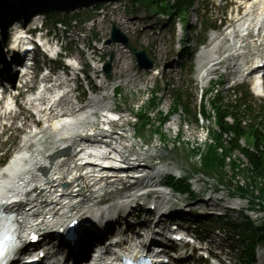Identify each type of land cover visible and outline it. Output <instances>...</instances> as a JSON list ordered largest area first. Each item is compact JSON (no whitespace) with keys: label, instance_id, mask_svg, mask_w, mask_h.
Segmentation results:
<instances>
[{"label":"rangeland","instance_id":"1","mask_svg":"<svg viewBox=\"0 0 264 264\" xmlns=\"http://www.w3.org/2000/svg\"><path fill=\"white\" fill-rule=\"evenodd\" d=\"M119 1H122V3L113 4L108 8V15L105 19L104 15L101 14L95 19V21L93 20V22H90L89 24L77 26L75 25V23H73L67 33H64L63 30L56 28L51 29L50 32L52 33V36H55L61 40L62 45H69L73 50V55H76L78 53V50H83L84 53L81 56V62L87 64V67L89 68L92 66H96L99 70H101L104 62L108 60L109 55H112L111 77L110 79H106V81L108 82V87L106 90L108 96L107 99H105V102H108L107 104L109 105V107L114 105L117 106L124 120L129 121L128 124H123L125 130L131 132V134L134 133L136 139L144 143L143 148H152L158 152H162L160 153V155H158V157L162 158L165 162L172 164L174 167L180 168L182 170H187V173L192 175L193 172H197L200 169V163L198 159L193 158V156H189V149L191 148V144L193 145V141H196V139L200 137L201 132L199 124L201 120L199 119V123H196L193 120L194 114L199 111V105L197 95L194 90V72L190 68V66L194 65V62L196 60L195 55L198 50V43L196 42V38L197 33L199 32V27L197 25V29L193 32V34H191L190 41L186 43V46H189L194 50V54H192V56L190 54H182L178 58L176 54V50L179 49L177 42L179 39L180 21L178 17L173 21H167L166 17L155 15L154 13L148 11L143 7L136 6L134 9H128L124 0ZM196 3V8L199 7L200 10H202V13L200 12V17H202V19L208 22H217L216 19L220 14V4L218 0H206L204 2L203 0H197ZM61 11L62 12L60 14L63 15L66 10ZM97 12L98 11H94L93 14L95 15L97 14ZM120 16L125 19L122 21L135 18V25H125V29L123 30V32L126 33L125 30L129 25L127 33L130 36L131 42L133 44L136 43L141 46H146L151 54L156 58L157 69L155 71L144 72L138 69L135 66L132 53H130L128 49L124 48L120 44H105V40L111 30V24L115 23L113 19H116L117 17V19H122ZM93 36L97 38V42L93 41ZM204 36L206 37V34ZM184 46L185 45H182L181 49ZM172 56L174 57L171 58ZM90 57H93V60ZM170 63L172 64V67L168 68L167 65ZM118 64L120 65L119 68L116 67ZM114 72L116 76L113 75ZM101 75L104 76L103 73H101ZM89 80L93 81V84H95L99 83L100 79L93 80V73L89 71ZM116 85L120 86V94H115L112 97L113 87ZM76 87L78 88V86ZM87 88L88 87L86 81H79V89L77 91V95L82 98L83 103H86L88 101V98L91 97L90 94L86 91ZM154 88L161 90V92L158 94L157 99L158 108L150 109V122L154 123V125L147 126L141 131H138L137 126L133 125L135 118L128 112L131 111V113L135 114V108L141 104L143 109L150 108L148 105V98L152 95V90ZM171 89H174L175 91L178 90L182 94L183 101L188 104L189 113L179 111L171 118V120L173 119V122L177 124L172 125V122L170 121L169 123L167 122L161 125L159 133L153 132L156 125H158L159 123V114H157V110L159 109L166 111L167 108L172 104ZM73 93L74 91L71 93L73 97H77V95ZM221 94L226 95L224 91L221 92ZM65 98L66 96H63V98L61 99L62 103L65 102ZM223 101L226 102L227 99L225 98ZM22 103L24 104V101ZM207 108L209 107L207 106ZM21 112V118L23 117V122L26 123L23 128H21L22 119L20 118V121L12 125L10 128L4 127L2 130L0 129V131H4V134L0 137V159L1 157H3L2 155L7 149L10 151V153L15 150L13 152L15 153L16 149L20 145L21 139H23L27 134H30L33 130L40 131L41 125L43 123H38L36 125V129H33L34 123H32L31 120H34V117H29L30 113L25 111V109H21ZM47 112V115H49L50 111ZM93 120L95 121V118L92 117V119L90 120L92 122L90 123H93ZM6 124H10V120L6 121ZM204 124H207L209 128L214 127L213 121L210 119L208 120V122L204 120ZM169 126L173 127L172 131H168ZM178 128L181 131L182 142L174 144L171 140V136L175 134ZM42 132L45 133L44 137L42 138V146L46 150L51 149L52 146H54V143L52 141L51 135L48 133V128L43 129ZM204 132L207 133V130L204 129ZM161 133L165 135L164 140L161 138ZM159 138L161 140L160 142L158 141ZM244 139L247 144H251L253 137L251 134L245 133ZM242 144H244L243 141ZM132 149L136 151L138 147H133ZM232 155L235 157H239L241 161L245 163V159L239 156V153L237 151ZM224 171L227 174V176L225 177L226 180L224 182L227 188L219 187L221 190L219 195L226 199V196L232 193V191L228 188H235L237 179L242 182L243 177L239 175L238 177H236L237 179H233L231 177V170L228 165L225 167ZM195 181H199L198 186L194 185L195 190H213L216 185L215 180L205 181L199 175H196L193 178V183H195ZM237 196L238 195L234 192L233 198L236 199ZM236 202L238 203V206ZM228 203H235V205L240 208L251 206L246 200H231ZM253 207L256 211L248 212L247 210H242L238 212H229L227 213V216H229L230 220L240 223L241 221L246 220V216L248 215L250 220L258 223L264 218V209L262 210L258 209V207ZM231 235L232 233L228 231L226 232L225 237L229 238L228 244L231 245V253L234 256V263L242 264L241 261L237 260V257L240 255V243L233 239L230 240ZM262 249L264 250V246H262V248L258 247L259 252L262 251ZM228 250L229 246H225L224 251Z\"/></svg>","mask_w":264,"mask_h":264},{"label":"bare ground","instance_id":"2","mask_svg":"<svg viewBox=\"0 0 264 264\" xmlns=\"http://www.w3.org/2000/svg\"><path fill=\"white\" fill-rule=\"evenodd\" d=\"M260 7V12L257 14L255 19V27L249 30V24L246 23L243 24V26H240L239 30L242 31V33H247L248 31L257 32L258 35L260 34L262 40L260 44H264V3H262ZM247 17L248 14L245 17H239V19L246 20ZM117 23L127 26L129 21L117 19ZM218 39L223 40V37L219 36ZM215 40L216 39H214V41ZM252 42L255 45V48H258L255 40ZM234 49L231 48L226 54V57H230L231 54L233 55ZM217 51H220V47H218ZM217 51H215L214 47H208L207 50L200 52V56L202 55L205 57L206 54H208V63L210 64V62L216 59L217 55L215 54ZM116 67L119 68L120 65L118 64ZM97 70L98 69L94 68V73H96ZM9 75H11V73H9ZM11 77L12 76L9 78ZM41 78L44 81L49 80L48 75H43ZM66 83V79H63L62 76L58 75L55 78L54 84L45 87V91L40 92L38 98H33L30 100L29 106L35 109V111L38 113L39 119L43 122V125L41 126L40 131L31 132L23 139V144L16 150L15 153H13L14 151L12 152L13 154L10 155L9 159L0 169V204L7 202L10 197L14 195L22 196V192L28 187V185H32V187H34L31 193H25L22 196V203L13 204V207L18 210L22 229L33 224L40 225V229H42V227H44L42 224V220L44 219L42 215L43 212H45V217L60 220L67 216L70 211H72L69 207L71 206V201L73 199L64 197L60 200L63 206L57 209L53 217L48 215L50 214L49 210L46 212L47 206L49 205L48 202L52 199V196L50 195V189L53 187L55 182H66L63 175L70 169V165L75 160V158H71L69 155L52 158V152L46 151L42 146V138L45 134L42 132V130L48 128V133L51 135L55 149L66 146L75 149L77 147L76 144L79 143L77 140L83 139V137L88 133L87 131H89V133L93 131L100 133L103 130V128L100 127L86 131L83 129L81 124L92 122L90 120L92 117H94V114L104 108L109 107V105L104 102V98L107 95L104 93L106 86L100 85L101 92L98 94V96L92 100V103L85 111H83V114H77L78 111L80 112V110L84 109L85 107H78L76 102L78 97H73L71 94L73 91H76L75 87H70ZM69 87L70 89L65 90L63 94L58 97L56 95H49L51 90H54L55 88L66 89ZM63 96H66V98L64 99L65 102L62 103L61 99ZM48 107L50 109H48ZM76 108H78L77 111ZM56 109H60L63 113L56 114ZM47 111H50L49 115H47ZM173 124L177 123L172 122V125ZM124 133L125 135H128V139H126L128 143L136 142V139H134L135 137L129 131H125ZM104 151L105 150L94 149L92 153L102 155ZM75 156L76 154L72 157ZM61 159H65L66 161L62 164ZM41 168H45L42 178L39 171ZM75 208L76 206H74V209Z\"/></svg>","mask_w":264,"mask_h":264},{"label":"trees","instance_id":"3","mask_svg":"<svg viewBox=\"0 0 264 264\" xmlns=\"http://www.w3.org/2000/svg\"><path fill=\"white\" fill-rule=\"evenodd\" d=\"M132 3L139 4L146 8H153L155 11L163 12L168 14L169 17H173L177 14H182L186 9L191 7L194 0H130ZM179 96L175 100V106L178 103ZM217 113V125L219 131H214L212 137L215 140L214 145H209L206 152L202 155V165L201 170L207 175L217 174L219 180L224 179L222 168L225 166L226 157L230 156L232 151L238 147V140L244 135L245 130L241 127L238 122L233 124H227L224 122L223 117L227 113L221 107L216 108ZM145 119L147 115L140 113L139 120L142 125L145 124ZM233 133L232 138L224 144L223 133ZM254 136V145L258 147L261 140H264V135L261 134L257 128H252L250 130ZM218 148H221V153L218 152ZM241 152L247 159L249 166L241 168L239 162L235 159H230V167L234 176L237 172L244 175L246 181L245 184L237 185V191L241 195L249 196L253 203H257L259 206L263 207L264 201V151H260L258 154L252 153L249 150L242 148ZM172 179H170V182ZM177 189L181 191H188L189 186L185 181H178L174 185ZM245 229L241 233L244 240L248 242L246 244L243 255L248 258L252 257L253 250L257 242L264 243V222L260 225H255L251 222L243 223ZM234 228L236 225H233Z\"/></svg>","mask_w":264,"mask_h":264},{"label":"water","instance_id":"4","mask_svg":"<svg viewBox=\"0 0 264 264\" xmlns=\"http://www.w3.org/2000/svg\"><path fill=\"white\" fill-rule=\"evenodd\" d=\"M122 41L124 44H128V39L125 35L121 34L115 27H113V37L109 40H107V43H110L112 41ZM133 51L136 53V56L138 58V64L139 66H144L146 68L152 67V61H150L145 51L138 52L136 48H133ZM109 70V63L106 65V73L108 74Z\"/></svg>","mask_w":264,"mask_h":264},{"label":"snow or ice","instance_id":"5","mask_svg":"<svg viewBox=\"0 0 264 264\" xmlns=\"http://www.w3.org/2000/svg\"><path fill=\"white\" fill-rule=\"evenodd\" d=\"M8 239H12V237H8ZM30 239L32 241H35V240L38 239V236L34 234V235H32L30 237ZM5 256H6V248H5V245H4V243L0 242V264H4Z\"/></svg>","mask_w":264,"mask_h":264}]
</instances>
